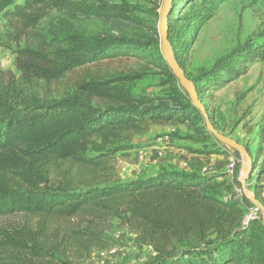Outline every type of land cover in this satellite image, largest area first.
<instances>
[{"label":"trees","instance_id":"trees-1","mask_svg":"<svg viewBox=\"0 0 264 264\" xmlns=\"http://www.w3.org/2000/svg\"><path fill=\"white\" fill-rule=\"evenodd\" d=\"M99 1L0 0V12L18 38L52 9L133 18L127 6ZM148 44L72 34L50 43L52 55L47 48L19 49L16 63L23 74L58 78L85 64L136 56ZM263 55L264 48L245 44L219 58L199 83L192 80L198 95L208 80L239 78L248 61ZM125 78L133 77L120 76L96 89L103 105L74 95L18 98L0 82V115L8 118L0 134V217L24 218L20 225L0 229V264H71L69 251L90 252L112 243L103 231L113 220L153 249L152 264H264L261 219L245 223L243 205L219 197L222 182L214 175L161 168L144 178L110 181V151L95 147L94 138L120 135L129 141L150 124L183 123L186 109L195 110L179 88L176 109L122 83L111 84ZM129 148L118 145L116 150Z\"/></svg>","mask_w":264,"mask_h":264},{"label":"rangeland","instance_id":"rangeland-1","mask_svg":"<svg viewBox=\"0 0 264 264\" xmlns=\"http://www.w3.org/2000/svg\"><path fill=\"white\" fill-rule=\"evenodd\" d=\"M100 3L99 0H73ZM127 6L133 18L120 21L81 12L55 9L46 12L37 25L20 38L0 12V82L18 98L40 99L74 95L93 105H103L96 89L120 76L111 84L122 83L133 93L157 97L176 109L177 89L182 90L168 66L161 61L158 34L159 10L163 0H105ZM167 16V38L188 77L199 83L202 75L221 57L243 45L264 48V0H171ZM81 34L97 39H137L149 43L141 54L104 59L67 71L58 78H40L23 74L16 63L18 50L47 48L54 39ZM164 60V59H163ZM176 79V78H175ZM208 80L201 86L199 99L215 129L243 145L252 161V171L242 185V158L236 149L221 143L206 127L203 115L190 109L180 124H150L140 134L125 138H94L100 151H110V181H131L154 175L161 168L184 174H210L222 182L219 197L236 200L245 210L262 219V211L246 196L258 194L264 200V55L248 61L239 78L219 82ZM214 81L216 84H213ZM8 118L0 115V134ZM112 139V140H110ZM129 149L116 150L118 145ZM114 149V150H112ZM89 154L94 153L89 149ZM231 157L235 165L230 170ZM241 188V192L237 189ZM245 189V192H244ZM20 215L0 217V229L20 225ZM112 243L90 252L69 251L71 264H152L153 249L135 241L134 234L121 229L113 220L103 231ZM210 238V237H209ZM208 238V239H209ZM114 249L113 253L109 250Z\"/></svg>","mask_w":264,"mask_h":264},{"label":"water","instance_id":"water-1","mask_svg":"<svg viewBox=\"0 0 264 264\" xmlns=\"http://www.w3.org/2000/svg\"><path fill=\"white\" fill-rule=\"evenodd\" d=\"M171 0H163L162 6L159 10V23H158V34L160 39V51L162 57L170 69L171 74L177 79L178 84L182 91L186 94L189 102L204 116L206 121V127L210 133H212L221 143L236 149L239 151L242 158V175L240 181L244 185V179L249 176L252 171V161L246 148L231 139L228 136H224L222 133L218 132L213 124L210 122L208 115L206 114L205 107L201 103L198 93L196 91L194 82L189 79L183 68L180 66L176 60L173 48L167 38V13L171 11L170 9ZM246 196L262 211V223L264 225V205L256 199L255 195H249L245 192Z\"/></svg>","mask_w":264,"mask_h":264},{"label":"built area","instance_id":"built-area-1","mask_svg":"<svg viewBox=\"0 0 264 264\" xmlns=\"http://www.w3.org/2000/svg\"><path fill=\"white\" fill-rule=\"evenodd\" d=\"M234 165H235V158L231 157V162H230V164H229V166H230V170L233 169ZM237 191H238V192H241V188H238ZM244 192H245V189H244ZM253 218H258V217L253 213L252 210H250V211L247 213V215L244 216V222L247 223L250 219H253ZM113 252H114V249L109 250V253H113Z\"/></svg>","mask_w":264,"mask_h":264}]
</instances>
